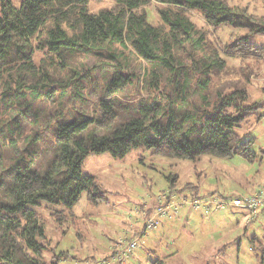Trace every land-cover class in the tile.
Wrapping results in <instances>:
<instances>
[{"label": "trees", "instance_id": "1", "mask_svg": "<svg viewBox=\"0 0 264 264\" xmlns=\"http://www.w3.org/2000/svg\"><path fill=\"white\" fill-rule=\"evenodd\" d=\"M91 1L0 0V264L58 263L46 259V215L66 230L84 193L93 205L107 199L99 178L84 171L90 154L124 159L145 151L143 158L152 153L193 162L258 157L250 132L264 117V101L247 88L219 93L213 102L207 93L226 68L225 57L264 59V18L225 0H115L97 12ZM152 1L166 6L161 25L144 10ZM190 11L214 30L245 32L221 47L211 31L196 27ZM132 55L147 63L144 72L132 65ZM90 59L96 63L87 65ZM194 77L199 106L188 94ZM136 83L148 97L134 101L126 94ZM91 102L93 111L77 106ZM169 178L174 186L179 180ZM184 188L201 199L198 183ZM261 209L264 200L250 212ZM53 250L60 259L63 252L57 254V245ZM151 264L167 263L156 255Z\"/></svg>", "mask_w": 264, "mask_h": 264}, {"label": "rangeland", "instance_id": "2", "mask_svg": "<svg viewBox=\"0 0 264 264\" xmlns=\"http://www.w3.org/2000/svg\"><path fill=\"white\" fill-rule=\"evenodd\" d=\"M225 1L237 11H246L257 19L264 18V0ZM115 4V0H92L89 6L91 11L97 12ZM160 9H166V6L156 1L144 7L156 25H161ZM189 14L196 27L211 31L209 38L221 47L245 32L232 26L214 30L200 12L190 11ZM131 58L136 70L144 72L147 63L136 55ZM225 58L227 66L214 75L208 99L213 102L219 93L247 88L253 98L264 101V59ZM182 59L184 63L189 62L188 58ZM95 63L93 59L87 61V65ZM103 72L98 70L96 75L101 78ZM135 86L126 91L130 98L135 101L148 97L143 83ZM165 87L170 89L166 85L162 88ZM188 94L193 104H202L196 77ZM77 106L87 111L94 109L93 102ZM261 121L250 132L256 138L258 154L253 160L240 155L229 159L203 156L193 162L152 153H146L143 158L145 151H132L124 159L109 152L90 154L84 162V171L99 178L107 199L93 205L84 193L74 209L75 222L67 231L57 230L52 218L46 215L50 240V249L46 253L48 263L56 259L57 264H151L157 255L167 264H264V209L255 215L246 208L234 206L220 210L212 207L208 211L203 210L204 207L197 209L185 203L193 200V193L184 188L189 183H198L201 199L208 198L210 193L217 199L225 197L230 200L262 191L264 117ZM32 126H26L25 132L32 130ZM24 147L20 141V148L23 150ZM44 152L40 147L38 155L43 157ZM9 155L13 158L12 154ZM5 160L8 164L11 162ZM170 175L179 176L175 186ZM165 195L174 196L173 205L167 209L159 207L167 205ZM151 218L154 219V228L147 230ZM134 238L140 239L137 248L120 258L122 250ZM56 245L57 254L63 252L60 259L53 250ZM174 252L177 254L168 258Z\"/></svg>", "mask_w": 264, "mask_h": 264}, {"label": "built area", "instance_id": "3", "mask_svg": "<svg viewBox=\"0 0 264 264\" xmlns=\"http://www.w3.org/2000/svg\"><path fill=\"white\" fill-rule=\"evenodd\" d=\"M165 196H164V198L167 200V198ZM263 200H264V193H257V194H253V195L246 196V197L237 196V197L230 199V200L224 199V198H222V199L205 198V199H194L191 201H185V203L191 204L197 209H201L202 207H204L205 209H203V210H206V211L210 210L212 207L216 208L217 210H220V209H225V208L230 207V206H234V207H238V208L239 207L240 208H246L248 210H253L256 207H258L259 205H261L263 203ZM170 202L174 203L172 201H170ZM168 205H169V203H168ZM165 209H167V208H165ZM153 220H154L153 218L149 219V221L147 223V230H151L154 228V226L152 224ZM138 240H140V239L135 238V240L133 239L132 241H130L129 244L127 245V247H125L122 250L120 258L122 256V254H127V256H128V254L130 252H132L134 249H136L138 246Z\"/></svg>", "mask_w": 264, "mask_h": 264}, {"label": "crops", "instance_id": "4", "mask_svg": "<svg viewBox=\"0 0 264 264\" xmlns=\"http://www.w3.org/2000/svg\"><path fill=\"white\" fill-rule=\"evenodd\" d=\"M169 196L171 197V198H169ZM166 198H167V205H165V206H163V205H159V207H163V208H168V207H170V206H172L173 205V203H170L169 202V199L170 200H174V196L173 195H167V196H165ZM214 198H217V197H215L214 196ZM168 203H169V205H168ZM159 210V209H158ZM158 210H155V211H158ZM154 211V212H155ZM152 213V211L151 212H149V214L148 215H150ZM170 213V212H169ZM173 215V214H172ZM163 218V217H162ZM163 219H165L166 221H167V219L166 218H163ZM164 222V220H162V223ZM168 222V221H167ZM145 232H146V229L144 230ZM147 233V232H146ZM173 245H174V243H173Z\"/></svg>", "mask_w": 264, "mask_h": 264}]
</instances>
